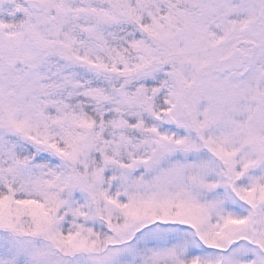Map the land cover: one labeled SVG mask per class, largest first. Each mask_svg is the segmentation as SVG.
I'll use <instances>...</instances> for the list:
<instances>
[{
    "label": "snow or ice",
    "instance_id": "6c2138e0",
    "mask_svg": "<svg viewBox=\"0 0 264 264\" xmlns=\"http://www.w3.org/2000/svg\"><path fill=\"white\" fill-rule=\"evenodd\" d=\"M0 264H264V0H0Z\"/></svg>",
    "mask_w": 264,
    "mask_h": 264
}]
</instances>
